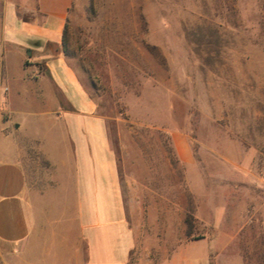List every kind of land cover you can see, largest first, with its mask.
<instances>
[{"label": "rangeland", "instance_id": "rangeland-1", "mask_svg": "<svg viewBox=\"0 0 264 264\" xmlns=\"http://www.w3.org/2000/svg\"><path fill=\"white\" fill-rule=\"evenodd\" d=\"M60 50L107 120L129 264H264V0H75Z\"/></svg>", "mask_w": 264, "mask_h": 264}, {"label": "crops", "instance_id": "crops-1", "mask_svg": "<svg viewBox=\"0 0 264 264\" xmlns=\"http://www.w3.org/2000/svg\"><path fill=\"white\" fill-rule=\"evenodd\" d=\"M74 2L0 0V264H129L136 245L107 120L60 50Z\"/></svg>", "mask_w": 264, "mask_h": 264}, {"label": "trees", "instance_id": "trees-1", "mask_svg": "<svg viewBox=\"0 0 264 264\" xmlns=\"http://www.w3.org/2000/svg\"><path fill=\"white\" fill-rule=\"evenodd\" d=\"M65 33H66V30H65ZM64 38H65V35H64ZM63 42H64V41H63ZM192 220H193V216H191V215H189V216L186 218V224H187L188 229H189V234L191 233V230H192V227H193Z\"/></svg>", "mask_w": 264, "mask_h": 264}, {"label": "built area", "instance_id": "built-area-1", "mask_svg": "<svg viewBox=\"0 0 264 264\" xmlns=\"http://www.w3.org/2000/svg\"><path fill=\"white\" fill-rule=\"evenodd\" d=\"M7 91H8V88H5L4 92H7ZM0 98H1V89H0Z\"/></svg>", "mask_w": 264, "mask_h": 264}]
</instances>
